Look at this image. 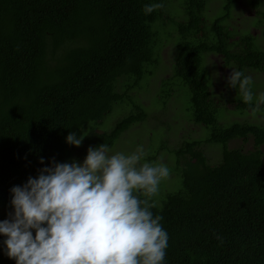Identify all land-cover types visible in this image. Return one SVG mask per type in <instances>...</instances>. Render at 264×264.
<instances>
[{
	"label": "trees",
	"instance_id": "trees-1",
	"mask_svg": "<svg viewBox=\"0 0 264 264\" xmlns=\"http://www.w3.org/2000/svg\"><path fill=\"white\" fill-rule=\"evenodd\" d=\"M208 1L181 0L189 18L175 21L169 0L150 15L143 13V5L152 0H0V220L13 210L10 189L44 166L40 157L45 164L52 157L68 161L69 132L88 134L87 153L89 146L112 147L121 133L146 117L130 91L147 89L158 67L160 36L170 39L161 33L167 18L179 37L173 72L160 79V100L170 95L172 85L184 87L189 115L208 135L184 138L173 149L169 169L175 188L158 204L150 198L169 233L166 264H264V121L221 123L227 107L203 64L204 54L216 53L246 75L249 69L263 73L264 50L256 47L254 35L233 39L224 25L239 0H225L209 27L203 14ZM250 5L257 8L259 0ZM232 90L235 112L264 116L258 111L264 103L256 107L261 91L249 105L238 87ZM122 103L132 110L109 130H94ZM247 137L253 139L252 150L229 147L230 141ZM203 143L220 146L219 162H209ZM3 239L0 264H15L3 251Z\"/></svg>",
	"mask_w": 264,
	"mask_h": 264
},
{
	"label": "clouds",
	"instance_id": "clouds-1",
	"mask_svg": "<svg viewBox=\"0 0 264 264\" xmlns=\"http://www.w3.org/2000/svg\"><path fill=\"white\" fill-rule=\"evenodd\" d=\"M164 7L152 0L143 13ZM227 82L253 104L251 76L232 68ZM262 103L264 94L256 107ZM87 135L69 132L66 143L79 147ZM146 156L143 145L125 154L102 143L89 146L82 162L40 157L37 175L10 189L13 210L0 220L5 255L15 264H166L169 233L150 198L170 169Z\"/></svg>",
	"mask_w": 264,
	"mask_h": 264
},
{
	"label": "rangeland",
	"instance_id": "rangeland-1",
	"mask_svg": "<svg viewBox=\"0 0 264 264\" xmlns=\"http://www.w3.org/2000/svg\"><path fill=\"white\" fill-rule=\"evenodd\" d=\"M225 0H209L204 11L206 24L209 27L211 21L222 11V5ZM169 9L175 21H185L189 18L188 12L182 9L181 0H169ZM233 4L230 17L224 21V25L231 30L232 38L238 39L241 35L249 32L255 36L256 47L264 50V0H259V6L254 8L250 5V0H239L236 5ZM161 33L170 35V39L161 38L162 44L159 45L158 67L150 75L146 88L135 87L130 91L131 97L135 99L145 110L146 117L139 122L132 124L127 130L120 134L112 147L114 152H124L130 154L134 152L138 145H143L144 150L149 154H155L154 162L164 163L168 167L174 163L173 149L178 147L180 142L186 139H202L208 135L205 126L195 123L187 110L186 91L180 85H172V92L163 100L161 92V78H169L173 72V64L176 56L175 41L179 37V32L169 19H164L161 27ZM201 35V33H200ZM203 64L207 66V73L213 79L212 84L216 95L222 93L223 99L220 100L227 107L225 114L220 117L221 123L232 121H264V116L248 113H237L233 110L231 99L234 92L229 87L227 77L232 71V66L225 64L223 56L216 53H208L203 56ZM249 76L253 79V88L256 94H264V72L259 73L256 70H247ZM158 88V93L156 90ZM158 99V101H157ZM215 100L218 102L217 96ZM132 110V105L122 103L115 106L110 115L105 116L101 121L94 125V130H109L115 121L121 116ZM258 111L264 112V108ZM230 124V123H227ZM224 124V125H227ZM257 124V123H256ZM161 140V141H160ZM87 139L84 138L81 146H71V155L67 162L73 159L83 161L86 154L84 149L87 147ZM202 149L209 162L214 163L220 158V146L202 144ZM229 147L241 148L244 151L254 148L253 139H235L229 142ZM264 159V145L260 146ZM220 161V160H219ZM218 161V162H219ZM175 176L170 172L169 177L163 179L160 184L159 192L154 196L156 204L159 198L165 197V194L175 188ZM159 194V195H158ZM158 195V196H157Z\"/></svg>",
	"mask_w": 264,
	"mask_h": 264
}]
</instances>
